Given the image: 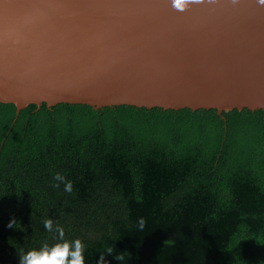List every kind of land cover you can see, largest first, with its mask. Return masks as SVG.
Masks as SVG:
<instances>
[{
	"label": "trees",
	"instance_id": "trees-1",
	"mask_svg": "<svg viewBox=\"0 0 264 264\" xmlns=\"http://www.w3.org/2000/svg\"><path fill=\"white\" fill-rule=\"evenodd\" d=\"M222 115L0 102V264L52 242L45 218L84 264H264V111Z\"/></svg>",
	"mask_w": 264,
	"mask_h": 264
},
{
	"label": "water",
	"instance_id": "water-1",
	"mask_svg": "<svg viewBox=\"0 0 264 264\" xmlns=\"http://www.w3.org/2000/svg\"><path fill=\"white\" fill-rule=\"evenodd\" d=\"M0 102L264 111V0H0Z\"/></svg>",
	"mask_w": 264,
	"mask_h": 264
},
{
	"label": "clouds",
	"instance_id": "clouds-1",
	"mask_svg": "<svg viewBox=\"0 0 264 264\" xmlns=\"http://www.w3.org/2000/svg\"><path fill=\"white\" fill-rule=\"evenodd\" d=\"M186 2L187 0H177V6L183 8ZM61 185L65 193L73 192V183L70 179L61 172L53 173L51 187L56 189ZM17 223L16 218L12 217L6 227L16 229ZM42 223L44 230L53 234L52 242L45 240L38 247L17 252L18 264H84L85 244L80 238H65L64 228L59 223H54L51 218H45ZM136 226L138 230L144 229L145 222L142 217L137 218ZM115 258L121 260L119 254H116Z\"/></svg>",
	"mask_w": 264,
	"mask_h": 264
}]
</instances>
